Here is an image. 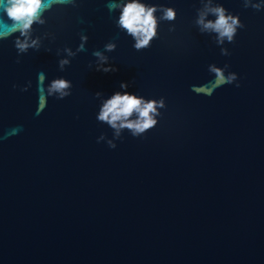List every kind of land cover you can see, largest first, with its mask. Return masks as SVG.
<instances>
[{
	"label": "water",
	"instance_id": "obj_1",
	"mask_svg": "<svg viewBox=\"0 0 264 264\" xmlns=\"http://www.w3.org/2000/svg\"><path fill=\"white\" fill-rule=\"evenodd\" d=\"M109 2L54 5L29 37L0 38V264H264V9L138 0L177 15L160 21L158 9V36L136 50ZM216 7L244 25L232 42L196 23L215 21ZM11 24L0 9V32ZM17 37L38 43L20 52ZM97 50L118 70L96 71ZM211 66L236 80L215 87ZM41 72L45 90L60 78L73 86L37 115ZM118 91L163 98L157 124L117 135L99 121Z\"/></svg>",
	"mask_w": 264,
	"mask_h": 264
},
{
	"label": "clouds",
	"instance_id": "obj_2",
	"mask_svg": "<svg viewBox=\"0 0 264 264\" xmlns=\"http://www.w3.org/2000/svg\"><path fill=\"white\" fill-rule=\"evenodd\" d=\"M75 6V0H0V9H3L8 18L12 21L10 26L5 25V30L0 32V38H8L16 32L20 33V36L29 37V31L34 23L44 24L45 21L40 19L44 12L52 9L54 5H69ZM252 7L256 10L264 9V5L252 4L250 5L247 0L244 4L245 8ZM109 11L120 10L121 14L117 21V24L122 29H126L127 33L135 39L134 48L136 50H141L148 48L150 42L154 37L158 36L157 27L158 20L154 13L159 9L162 15L159 17L160 21H173L176 19V11L172 7H167L163 5H145L138 0H132V2L124 4L121 2H116V0H110L107 5ZM210 12L216 15L217 19L215 21L205 22V15L207 13H202L200 18L196 21L197 24L202 25V31H212L218 33V43H223L224 38H227L229 42L233 41L236 34L237 28H243L244 25L240 22L238 16H233L231 14L225 15V9L223 7L210 8ZM84 41L88 40L87 36H81ZM38 41L32 40L29 44L28 39L21 40L19 37L15 40V47L20 50V52H26L29 47H36ZM116 45L109 43L105 45L106 51H113ZM65 51L68 52L69 56H74L75 53L71 51L70 48H66ZM78 52L85 51L84 44H81L77 49ZM223 55H228L227 50H222ZM93 56L98 58V63L95 67L96 71H102L104 73L115 72L118 69L112 66L108 62V58L103 55L100 51H94ZM20 59H17V63H20ZM70 62L68 60H60L59 65L61 71L65 69V65ZM107 65V66H105ZM91 67V65H90ZM210 71L216 74L217 79L214 82L215 87H220L221 85L231 84L236 80V74L231 73L227 77L224 76L221 69L211 66ZM38 91L39 96V109L37 115L40 114L46 107L47 99L54 93H59L57 99H64L71 95L70 91H65V89H70L73 85L70 81L60 78L52 81L51 85L45 90L43 85L44 75L41 72L39 74ZM128 82H121L120 88H129ZM239 87V84L236 85ZM14 87H17L14 85ZM22 91H27V88L21 89ZM209 94L211 92L209 91ZM97 96L100 93L96 94ZM165 106L163 98L159 101L151 100L145 102L143 98H138L134 94L125 92H116L110 99H108L100 113L97 117L99 121L107 122L112 128L117 130V135L122 128H127L133 130V135H139L144 133L146 130L151 129L157 124V120L153 119L151 113H156L159 115L158 107L163 108ZM138 113V119L136 121H129L133 112ZM118 121L121 123L118 124ZM19 131V129H14L13 132ZM103 137H101L102 139ZM109 146L115 148L116 145L109 141Z\"/></svg>",
	"mask_w": 264,
	"mask_h": 264
}]
</instances>
